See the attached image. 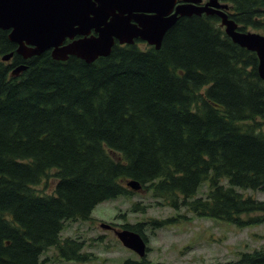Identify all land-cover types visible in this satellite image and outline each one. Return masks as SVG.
<instances>
[{
    "label": "trees",
    "instance_id": "obj_1",
    "mask_svg": "<svg viewBox=\"0 0 264 264\" xmlns=\"http://www.w3.org/2000/svg\"><path fill=\"white\" fill-rule=\"evenodd\" d=\"M222 1L241 30H264V0ZM9 33L0 28V264H44L51 248L90 260L79 237L62 238L66 222L140 190L241 227L263 220L252 214L264 200L238 189L264 191V79L219 16L180 17L160 49L116 43L91 63L25 59ZM169 220L122 226L145 238L144 225ZM228 264H264V247Z\"/></svg>",
    "mask_w": 264,
    "mask_h": 264
},
{
    "label": "water",
    "instance_id": "obj_2",
    "mask_svg": "<svg viewBox=\"0 0 264 264\" xmlns=\"http://www.w3.org/2000/svg\"><path fill=\"white\" fill-rule=\"evenodd\" d=\"M0 0V28L10 30L16 52L25 59L51 50L56 60L76 56L88 63L108 56L116 42L134 44L141 39L160 49L167 32L180 17L218 15L227 35L240 46L257 53L264 79V34L242 31L220 0ZM79 36V38H75ZM67 40H71L66 43ZM13 53L3 59L9 60ZM27 68L16 67L17 76ZM133 190L141 183L128 181ZM109 228L111 225L102 224ZM117 236L128 248L144 256L147 243L137 232L125 229ZM228 264V263H216Z\"/></svg>",
    "mask_w": 264,
    "mask_h": 264
},
{
    "label": "rangeland",
    "instance_id": "obj_3",
    "mask_svg": "<svg viewBox=\"0 0 264 264\" xmlns=\"http://www.w3.org/2000/svg\"><path fill=\"white\" fill-rule=\"evenodd\" d=\"M247 30L264 34V30ZM141 46L145 47V44ZM110 153L120 159L119 154ZM208 184V181L203 182L196 196L205 195ZM238 190L245 196L252 195L264 200V191ZM138 202L141 203L139 208L133 209ZM252 216L263 217V220L241 227L224 220L196 215L185 208L174 209L163 198L154 197L147 189L140 190L133 195H122L100 202L93 209L90 219L66 222L62 238L79 237L85 244L83 251L93 254L90 260L66 261L56 248H51L42 258L50 257L44 264H137L133 261L140 259L139 255L124 246L115 231L101 227V223H112L121 230L123 228L120 226L128 223L169 218L167 223L159 226H143L150 250L146 256L147 261L140 264L224 263L238 259L242 252L264 247V214Z\"/></svg>",
    "mask_w": 264,
    "mask_h": 264
},
{
    "label": "flooded vegetation",
    "instance_id": "obj_4",
    "mask_svg": "<svg viewBox=\"0 0 264 264\" xmlns=\"http://www.w3.org/2000/svg\"><path fill=\"white\" fill-rule=\"evenodd\" d=\"M205 1H207V0H205ZM75 38H79V36H76ZM69 41V40H68ZM111 230H113V231H115V232H117V230H119L115 225H112L111 226V228H110ZM145 239L147 240V238L145 237ZM150 249H149V247H148V251H149ZM139 255V254H138ZM148 255V253L145 255V256H140L139 255V257H140V259H137V261H135V263H144L145 261H147V259H146V256Z\"/></svg>",
    "mask_w": 264,
    "mask_h": 264
}]
</instances>
